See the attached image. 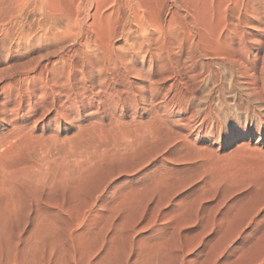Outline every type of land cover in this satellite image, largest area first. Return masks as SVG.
Masks as SVG:
<instances>
[{
    "label": "rangeland",
    "instance_id": "1",
    "mask_svg": "<svg viewBox=\"0 0 264 264\" xmlns=\"http://www.w3.org/2000/svg\"><path fill=\"white\" fill-rule=\"evenodd\" d=\"M263 28L261 32L248 27L242 29L244 47H240L242 56L237 64H231L222 56H201L195 61L191 54L178 48L169 60H161L154 52L142 58L126 50L128 46L123 39H116L115 45L123 46L121 51L126 54V64H121L117 72L109 70L110 73L100 75L83 70L76 74V79L72 76L70 89H63L59 96L49 95L47 103L30 95L35 108L29 113L25 105L28 97L17 99V104L21 105L15 115L11 110L15 106L11 101L13 97L0 89V139L4 135L9 138L15 135L14 127L32 126L43 104L51 110L45 115L48 118L62 105L63 118L52 121L46 117L44 124L35 127V133L41 135L39 139L54 138L51 148L58 151L79 148L84 141L87 146L88 142L92 145L87 151L79 148L81 155L73 160L79 173L77 181L81 182L69 177L64 184L71 180L72 185L63 184V188L60 185L63 181L55 184L61 189L44 182L36 186L37 193L41 190L37 194L33 186L31 193L26 188L27 182L18 180L16 188L20 199L17 197L18 206L8 216L2 210L6 195L0 193V264H264V139H258V131H264ZM53 48L52 43H42L19 48L12 55L4 52L0 68L4 70L8 65L38 56L41 64L47 63L50 68L58 55ZM157 121L158 128L154 127ZM146 122L149 126L153 122L152 133L148 124L145 126ZM80 127L85 130L80 132ZM86 127L91 135L88 131L83 133ZM9 129L13 133L7 132ZM142 129L149 131L144 133ZM110 131L120 135L116 138ZM72 132L83 134L85 140L77 133L74 135L80 137L73 136ZM134 135L140 136L137 139ZM210 137L213 140H209ZM127 138H132V142ZM96 141L97 145H93ZM118 141H122L120 145ZM79 142L80 145H74ZM114 144L119 146L115 148ZM197 145L200 151H196ZM96 146L98 149L103 146L101 152L110 148L103 151L106 158L96 151ZM25 151V157L18 156L23 162L19 163L18 157L15 160L21 165L28 161V165H35L37 160L31 150ZM107 152L116 153V157L114 154L108 157ZM212 163L214 165L209 166ZM75 182L79 190L72 189L76 188ZM41 227L45 233L47 230L46 235L42 229L43 233L37 232ZM38 233L41 236H37ZM32 242L37 246L35 250ZM28 245L33 247L32 252Z\"/></svg>",
    "mask_w": 264,
    "mask_h": 264
},
{
    "label": "bare ground",
    "instance_id": "2",
    "mask_svg": "<svg viewBox=\"0 0 264 264\" xmlns=\"http://www.w3.org/2000/svg\"><path fill=\"white\" fill-rule=\"evenodd\" d=\"M263 26H264V0H0V57L5 53H7L8 55H12L15 52L17 53L20 50L19 48H22V47L27 48L29 46H33L35 44H42V43L43 44L44 43L45 44L52 43V46L54 47L53 49H55V53L57 52V54H58L55 61L52 62L53 64L52 63L50 64V65H52L50 68H49L47 63L41 64V62H40L41 59L38 58L39 56L37 58L34 57V58H36L35 60H33L34 58L31 57L32 59L29 58V60H27L23 63H20V64L17 63V64H14L12 66L8 65V66H6L7 68H5L4 70H1V69H3V67H1L0 68V70H1L0 71V89L8 91L9 96L13 97L11 99V101L14 102L15 106L11 110L15 115L18 114V112L20 111L19 107L21 105V103L17 104V99L18 98L21 99L22 96L28 97V102L25 103V105L27 107V113H29L35 108V106H34L35 103L31 101L30 95H33V97H36L37 100H40L43 103H47L49 95L56 94L57 96H59L63 89H65V88L70 89L71 88V83H70L71 79L73 77H74V79H76V74L77 73L78 74L83 73V70H85L87 72H96V73H99L100 75L106 74L109 70L117 72V70L121 67V64L125 63L124 60L126 58V54H124L125 52L121 51V49L123 50V46L117 47L115 45L116 39H119V38L123 39L125 44L128 46V49H126V50H132L134 55L138 54V55L142 56V58H144L146 56L149 57V55L152 52H154V54L156 56H159V58L161 60H169L170 55H172L174 49L178 48V49H181L183 51L185 50L188 54H191V58H193L195 61H197L198 58H201V56H204L207 58H216V57L219 58V56H222L223 58L229 60L231 64H237L240 62L241 56H242V54H240V52H239L240 47H244V45L241 41L242 36H243V33H241V32H243L242 29L245 27L246 28L248 27V28H252L256 31L261 32V31H263L262 30ZM253 41H254V39H253ZM237 46L239 48H236ZM119 49H120V51H119ZM46 51H48V50H46ZM48 52H50V51H48ZM45 54H46V52H45ZM183 56H185V55H183ZM41 57H43V56H41ZM3 59H4V57H3ZM51 61H52V59H51ZM47 62H48V60H47ZM141 62H143V61H141ZM207 63H208V60H207ZM119 64H120V66L117 68V66ZM240 66H242V65H240ZM212 67H214V66H212ZM237 67H238V65H237ZM223 68H225V67H223ZM240 69H238V70H240ZM141 70H143V69H141ZM206 70H204V72ZM213 70L214 69H212V71ZM110 71H109V73H110ZM195 73H197V72H195ZM136 74L137 73H135V76H136ZM143 74H146V73H143ZM232 75H233V73H232ZM88 78H90V77H88ZM215 78H217V77H215ZM230 78H231V76H230ZM233 78H235V77H233ZM166 79H164V81ZM104 80H105V77H104ZM247 80H249V79L247 78ZM115 90H117V89H115ZM137 93H138V91H137ZM168 94H170V93H168ZM56 95H55V97H56ZM142 95H143V93H142ZM146 95H147V93H146ZM160 95H161V93H160ZM144 98H145V96H144ZM52 100L53 99H51L50 101H52ZM147 100H149V99H147ZM11 101H8V102L11 103ZM55 102H57V101H55ZM153 102H154V100H153ZM58 103H59V101H58ZM60 104H61V102H60ZM58 107H60L59 110L57 109L58 111L55 112L53 115H51L48 118L47 116L51 113V110L48 107H46L45 104H43V108L41 109L39 117L34 118L32 120V122H31L33 124L32 126L25 125L24 127H20V128L14 127L13 128V129H15V135L13 134L14 136L12 135V137L9 138V137H5L6 135H4V137L0 139V147H1L0 149H2V150H0V193L1 194L4 193L6 195L5 196L6 202L4 205L2 204L3 205L2 210H3L5 216H8L10 213L13 214L14 210H16V207L18 206V202H19L18 199H20L18 196L19 193H17V190H19V189L16 188V184L19 183L18 180L19 181L20 180L26 181L27 183H25V184H27V187L23 183L24 181L20 182V184L23 183L24 187H26L27 190L31 191V193H33V192L37 193V190H39V189H38V187L36 189V186L38 184H41V183L43 185L44 182L48 183V185L49 184L52 186L54 185V187H56V188L58 186H55V184H58V182L62 183V181H63V183L60 184L63 186L64 181L67 178L70 179L69 177H71V179L74 178L76 182H81V180L77 181L76 174L79 175V173H77L78 172L77 167L75 168V164H74L73 160H75V158H77L78 156L81 155V151H78L79 148H84V150H82V151H87L88 147L91 148L92 145H90L88 142V146H87V144L85 143L86 141H84V143L86 145L82 146L84 143L81 140L83 143L82 145H80L81 141L79 143L74 144V145L78 144L81 147L69 149V147L67 146V148L69 150H65V148H62L61 151L57 150L58 145H56L57 149H55L54 147H53V149L57 150V152L54 153V151H52L53 149L51 148L52 145L54 144V142H53L54 138L52 139V138H49L48 136H46V137H48V139H46V137L43 138V136H45V135L42 134L43 139H39V138H41V135L36 134L37 132L35 133V130H36L35 127L36 126L39 127L40 126L39 124H44L43 121L45 120L46 117L49 120L57 121V119L59 120V118H63L65 116V113H64L65 110L62 108V105H60ZM56 108H57V106H56ZM89 110H91V109H89ZM46 114H47V116L45 117ZM148 116H147V118H148ZM91 118L92 117H90V119L89 118L88 119L92 120ZM96 118H98V117H96ZM110 119H111V117H110ZM137 119L138 118H136V120ZM155 119H156V117H155ZM149 120L151 121V119H149ZM96 121H99V120H96ZM147 122H146L145 126L148 124ZM80 123H79V125H80ZM87 123H89V122H87ZM90 123H93V122H90ZM98 123L96 125H93V124L92 125L97 126ZM110 123L112 124L111 121L109 122V124ZM132 123H135V121H133ZM143 123H144V120H143ZM156 123H157V126L155 124L154 127L158 128L159 127L158 121ZM7 124H9L11 126L10 122H8ZM22 124H24V123H22ZM118 124H120V126H121V123H118ZM125 124H126V122H125ZM136 124L140 125V123H136ZM152 124H153V122H152ZM152 124H150V126L148 124L149 128L151 127ZM79 125H77V126H79ZM114 125H116V124H113V127H114ZM84 126H87V125H84ZM88 126H91V124ZM111 126L108 125V127H111ZM125 126H127V125H125ZM142 126H144V125H142ZM145 126H144V128H145ZM42 127L43 126H41V128ZM121 127L119 129L124 132L125 129L123 130V129H121ZM128 127H130V126H128ZM154 127H152V129ZM56 128H58V127H56ZM84 128H82V129H84ZM90 128L92 129L93 127H90ZM98 128H100V127H98ZM105 128L107 130V126ZM105 128H103V129H105ZM139 128H142V127L139 126ZM11 129H9L10 131H7V132H9V133L12 132ZM80 129H81V127H80ZM82 129L80 130V132L82 131ZM108 129L110 130V128H108ZM130 129H131V127H130ZM135 129L136 128L133 129L134 134H135ZM145 129H142L143 132ZM152 129L150 128V133L153 132ZM88 130H89V127L87 128L86 131H83V133H86ZM101 130H102V128H101ZM109 130H107V131H109ZM112 130H113V128H112ZM120 130H119V132L122 133ZM139 130L140 129H138V131ZM1 131H2V129H1ZM115 131L117 132V129ZM138 131H136V133ZM148 131L144 132V133H148ZM190 131H192V130L190 129L189 132ZM73 132H72V134H73ZM98 132H99V129H98ZM98 132H95V134H97ZM111 132H114V131H110V133ZM119 132H118V134L120 135ZM143 132L141 131L140 134H143ZM195 132L198 133V130ZM76 133L79 134L78 132H75L74 134H76ZM126 133H124V136L126 135ZM163 133H165V132H163ZM11 134H10V136H11ZM40 134H41V132H40ZM70 134H69V136H70ZM74 134H73V136H76ZM91 134L89 132V135H91ZM101 134H103L105 136V134L103 132ZM115 134L117 135V136H115L117 138L118 137L117 133L114 132V134L112 133L111 135L114 136ZM131 134H132V132H131ZM82 135H80V136H82ZM89 135H87L86 137H88ZM122 135H123V133H122ZM127 135L130 137L133 136V134L129 135L128 133H127ZM145 135L146 134H144V136ZM258 135H259L258 139H260V138L264 139V131H258ZM80 136L77 135L76 137H80ZM83 136L81 138H83V140H85ZM92 136H91V138L93 140ZM137 136L139 137L140 135H137ZM137 136H135V137H137ZM141 136H143V135H141ZM67 137L68 136H66L65 138H67ZM135 137H133V138L135 139ZM138 137H137V139H138ZM109 138H111V137H109ZM125 138H126V136H125ZM184 138H186V137H184ZM184 138H183V140H184ZM55 139L57 140V138H55ZM70 139L74 140V137L71 136ZM101 139H102V137H101ZM112 139H113L112 141L114 142L115 138L112 137ZM131 139H128V140L130 142H132ZM58 140H59V138H58ZM65 140H68V139H65ZM94 140H96V139L94 138ZM107 140H109V139L107 138ZM125 140L126 139H124L123 141H125ZM142 140H143V138H142ZM183 140H182V142L184 143ZM188 140L189 139H187V141ZM209 140H213V138L210 137ZM97 141L93 145H97L96 144ZM102 141H105V140H102ZM115 141H116V139H115ZM134 141H133V143L136 142V141L135 142ZM150 141H152V140H150ZM187 141H185V143ZM55 142H57V141H55ZM76 142H78V140ZM90 142H92V141H90ZM138 142L139 141H137L136 144ZM101 143H103V142H101ZM118 143H119V141H118ZM120 143H119V145H120ZM57 144H59V142H57ZM61 144H62V142H61ZM69 144H71V143H69ZM239 144L241 145V143H239ZM245 144H244V146H245ZM114 145L116 148V145H118V144H114ZM194 145H196V144H194ZM59 146H60V144H59ZM109 146H110V144H109ZM197 146H198V148H196V151H200V150H198V149H201V148H199L200 146L199 145H197ZM61 147H59V149ZM98 147L96 148V151L99 150V152L102 153L101 155L104 154L103 151H106L109 148V147H107V149H105L101 152L100 150H102L101 147H103V146H101L100 149H98ZM132 147H133V145H132ZM201 147L203 148L204 146L201 145ZM93 148H94V146H93ZM204 149H205V147H204ZM25 150H28V151L31 150L30 152H32L34 158H36V160H37L35 165H32V166L28 165V164H30L29 161H28V163L24 162L27 165L26 164L21 165V164H18L17 160H15L19 155L25 154L27 152ZM93 150H95V149H93ZM93 150H91V151H93ZM126 150H128V149H126ZM111 151L113 152V150H110V152ZM83 153L84 152H82V154ZM206 153H212V152H206ZM27 154H29V153H27ZM113 154L114 153L109 154L107 156L112 157ZM115 154L113 155V157H116ZM218 155H216V156L218 157ZM23 156H21V157L23 158ZM19 157L17 159H19ZM104 157H105V154H104ZM86 159H87V157H86ZM94 159H90V160H94ZM100 159L103 160V158H100ZM33 160H35V159H33ZM18 161H19V163L23 162V161L20 162V159ZM85 162H87V161H85ZM95 162H97V161H95ZM87 163H89V162H87ZM105 163H106V161H105ZM81 164H82V162H81ZM93 164H95V163H93ZM100 165H102V164L100 163ZM213 165L214 164L212 163V165H209V166H213ZM84 171H85V169L83 170V172ZM81 172H82V168H81ZM87 173H88V170H87ZM78 177H80V176H78ZM82 178H80V179H82ZM74 179H72V180H74ZM68 181H66L65 183L67 185H72L71 180H70L71 183L70 182L68 183ZM16 182H18V183H16ZM55 182H57V183H55ZM76 182L74 183L76 185V188H74V186H73L72 187L73 190L77 189L78 185L76 184ZM28 183L31 186L28 187ZM66 184H64V185H66ZM42 185H39V187L41 188ZM211 185H212V183H211ZM32 186H33V189L30 188ZM17 187H18V185H17ZM67 187H69V186H67ZM50 188H53V187H50ZM58 188H60V187H58ZM63 188H64V186H63ZM31 189L32 190L35 189L36 191L32 192ZM69 189H71V187H69ZM72 189H71V191L74 193V191ZM54 190H55V188H54ZM77 190H79V189H77ZM40 192H41V190H40ZM40 192L38 191V193H40ZM17 197H18V199H17ZM1 223H2V221H1ZM41 229H42V227L40 229H38L39 231H37V232H40V234L43 233L41 231H44L43 230L44 228L42 230ZM53 229H55V228H53ZM46 233H47V230H46ZM46 233L44 231L45 235H46ZM40 234L38 233L37 236H41ZM44 234H43L42 238L44 237ZM34 238L36 239V237H34ZM42 238L40 240H42ZM38 239L39 238H37V242L39 241ZM35 244L37 245V243H35ZM31 245H34V243L32 242ZM30 247L31 246H29V248ZM35 247H37V246L34 245V250L36 249ZM32 248H30L31 252H32ZM32 255H31V257H32Z\"/></svg>",
    "mask_w": 264,
    "mask_h": 264
}]
</instances>
